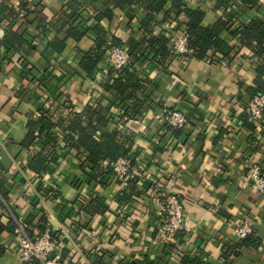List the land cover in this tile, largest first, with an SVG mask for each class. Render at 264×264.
Here are the masks:
<instances>
[{
	"label": "crops",
	"instance_id": "crops-1",
	"mask_svg": "<svg viewBox=\"0 0 264 264\" xmlns=\"http://www.w3.org/2000/svg\"><path fill=\"white\" fill-rule=\"evenodd\" d=\"M178 1L181 10L200 7L205 27L220 18L230 25L237 19L236 26L264 20V0L238 11L243 0ZM179 3L167 0L159 22L145 26L142 2L0 0V264H22L18 222L30 236L46 227L55 232L56 264H187L191 258L201 264H264V192L245 180L252 164L264 166V113L252 120L244 107L264 56L223 30L221 37L237 53L230 60L213 64L171 52L164 58L148 55L143 71L149 105L140 114L135 111L140 92H129L127 99L106 87L118 76L104 62L113 40L128 47L131 37L167 35L175 19L186 25ZM230 10H236L231 19ZM70 30L81 32L80 39L68 35ZM15 31L21 40L11 42ZM55 38L64 43L61 51L50 46ZM102 41V60L87 73L81 60ZM173 107L189 111L187 126L160 121ZM74 112L84 124L93 119L98 139L119 131L118 141L133 157L130 188L114 178L111 161L91 163L84 149L67 144L65 127ZM42 114L53 122L54 145L45 152L57 161L38 173L29 163L45 148V133L28 147L24 140L29 119ZM168 192L182 197L187 216L170 244L159 242L156 230V199ZM244 215L255 221V244L245 248L234 230Z\"/></svg>",
	"mask_w": 264,
	"mask_h": 264
},
{
	"label": "trees",
	"instance_id": "trees-1",
	"mask_svg": "<svg viewBox=\"0 0 264 264\" xmlns=\"http://www.w3.org/2000/svg\"><path fill=\"white\" fill-rule=\"evenodd\" d=\"M137 2H142L147 8L146 16L143 18V23L146 26V23L148 24L151 22H159L157 15L164 10L167 0H114V4L116 6L121 4L132 5ZM175 2L176 4L179 3V1L177 2V0H175ZM258 3L259 0H243L240 5H237L236 10L238 11L239 9H242L244 7H258ZM178 6L177 7L180 8L179 12H184L188 16V22L186 26L189 34L190 46L193 49L192 55L195 58L205 60L209 63L217 64L221 58L230 60L235 54H237L235 51V46L225 41V39L221 37V33L223 32V30H229L232 36L237 38L242 45L252 46L255 50V53L259 57L264 56V20L262 18L255 17L245 23H242L240 21L239 23H237V26V19H235L234 22L230 25V21L227 18H220L211 27H205L202 25V20L205 16V12L200 7H186L185 9L181 10L180 3ZM107 11L104 12V15L108 14ZM234 11H228L229 19L235 16ZM167 17L168 16L165 15L163 20L166 21ZM67 33L68 35H72L77 39H80V37L82 36L81 32H72L70 30V32L68 31ZM20 35L21 34L17 31L12 32V35H10V41L12 42L13 38L21 40L19 38ZM113 41L114 43H112L111 46L121 45L120 42L115 40ZM100 43L95 48L87 52L81 60V67L87 73H91L97 66V64L102 60V57L106 50V45H102L103 41ZM127 45L130 52L129 66L122 69L118 73L117 77H113L112 81H108L106 87L114 89L116 93L125 96V98L127 99L131 95L129 92H140L142 95H140V93L137 95V109L135 110L137 114H140L143 108H148L149 105H146L145 101V98L147 97L146 93L148 91V80L146 77V73H144L143 71L147 66V62L150 60L148 55L150 53H153V59L156 57L164 58L166 54L171 52L169 48V38L165 34L153 35L151 38H144L141 41H138V39H136L135 37H131ZM50 46L56 51H61L64 47V43L61 42L59 38H55L50 42ZM263 75L264 62L258 68V75L254 80L255 86H250L248 88L250 90V96L245 102V109L250 99L255 94L264 92ZM133 77H137L138 80H135V82H131V79ZM139 108H141V110H139ZM171 109H175V107ZM93 111H97V108ZM74 114L75 117L72 120H69V124L65 127L67 130H69V134L66 135V140H68L67 144L69 146H74V148L76 149H84L85 152L88 153V161L94 164L102 162L103 160H109L112 162L122 155H130L129 148L124 147L118 141L117 135L119 131H115L112 133H103L102 136L98 139L95 137V133L99 126L94 124L93 119L90 118L89 122L84 124V121L80 116L81 114H78L77 112H74ZM28 127L29 132L24 140L25 147L30 146L38 137H40V135L45 133V137L47 140L45 148L42 150V153H39L38 155L32 157L29 163V167L32 170L38 173H42L46 170L50 161H57L56 156H49L45 152L46 149L50 148L49 146L54 145V143L52 142L53 137L51 136L53 122L46 115L42 114L38 118L31 117L28 121ZM74 134H76L77 137H75ZM110 169H112L111 166ZM132 180L130 181L128 188H130ZM251 237L252 236L249 235L247 238L240 239L242 240L241 244L244 248L246 246L255 244V240ZM68 253L69 252L65 250L63 256L65 257ZM187 264L201 263L198 259L191 258Z\"/></svg>",
	"mask_w": 264,
	"mask_h": 264
},
{
	"label": "built area",
	"instance_id": "built-area-1",
	"mask_svg": "<svg viewBox=\"0 0 264 264\" xmlns=\"http://www.w3.org/2000/svg\"><path fill=\"white\" fill-rule=\"evenodd\" d=\"M169 38V48L176 56H193L190 46L187 26L174 20L166 31ZM106 66L119 73L129 66L130 52L127 46L113 45L104 55ZM246 112L252 120H258L264 113V92L255 94L249 101ZM160 121L173 128H183L190 122L189 111L183 108L165 109L160 116ZM133 157L120 156L110 163L114 178L123 189L129 187L130 181L135 177L132 168ZM254 189L264 192V166L260 163L252 164L245 176ZM157 239L159 242L170 244L176 241L187 224L184 200L174 192L162 193L157 199ZM254 219L250 215L238 218L234 223V230L238 238H247L253 232ZM18 238L17 255L22 264L40 263L56 264L60 243L55 239V232L46 227L39 234L30 236L25 227L18 222L15 228ZM56 251L53 259L50 254Z\"/></svg>",
	"mask_w": 264,
	"mask_h": 264
},
{
	"label": "water",
	"instance_id": "water-1",
	"mask_svg": "<svg viewBox=\"0 0 264 264\" xmlns=\"http://www.w3.org/2000/svg\"><path fill=\"white\" fill-rule=\"evenodd\" d=\"M56 255V251H53L51 254H50V258L53 259Z\"/></svg>",
	"mask_w": 264,
	"mask_h": 264
}]
</instances>
